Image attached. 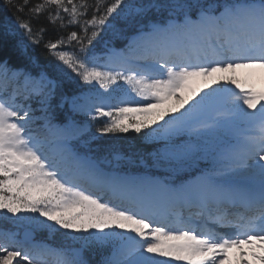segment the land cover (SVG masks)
Masks as SVG:
<instances>
[{
  "label": "snow or ice",
  "instance_id": "snow-or-ice-1",
  "mask_svg": "<svg viewBox=\"0 0 264 264\" xmlns=\"http://www.w3.org/2000/svg\"><path fill=\"white\" fill-rule=\"evenodd\" d=\"M0 4V264H264V0Z\"/></svg>",
  "mask_w": 264,
  "mask_h": 264
},
{
  "label": "trees",
  "instance_id": "trees-1",
  "mask_svg": "<svg viewBox=\"0 0 264 264\" xmlns=\"http://www.w3.org/2000/svg\"><path fill=\"white\" fill-rule=\"evenodd\" d=\"M5 15L11 16V13L7 9H5L2 4H0V16H5ZM102 39H106V37H103ZM119 44L120 43L118 41L116 45H119ZM97 48H98V50L102 48V42L97 45ZM2 54H10V48H5L4 52ZM120 135L123 136L124 134H120ZM128 135L129 136H135L134 133H129Z\"/></svg>",
  "mask_w": 264,
  "mask_h": 264
}]
</instances>
